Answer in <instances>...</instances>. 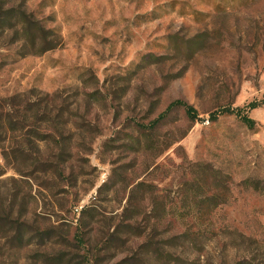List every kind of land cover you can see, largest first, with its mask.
Returning a JSON list of instances; mask_svg holds the SVG:
<instances>
[{"label": "rangeland", "instance_id": "rangeland-1", "mask_svg": "<svg viewBox=\"0 0 264 264\" xmlns=\"http://www.w3.org/2000/svg\"><path fill=\"white\" fill-rule=\"evenodd\" d=\"M8 9L48 41L0 26V264H264V0Z\"/></svg>", "mask_w": 264, "mask_h": 264}, {"label": "trees", "instance_id": "trees-1", "mask_svg": "<svg viewBox=\"0 0 264 264\" xmlns=\"http://www.w3.org/2000/svg\"><path fill=\"white\" fill-rule=\"evenodd\" d=\"M16 18H20L17 21V24L13 22ZM8 25L11 27H17L18 28L17 31H20L23 33V38L26 40H31L33 45H36V42H38V39H41L40 43H42V45L47 44L48 33L43 32L45 36L44 38H40L37 35V32L39 31L41 32V29H38L40 28L39 25L36 24V22L32 21L30 15L24 10L22 12H19V11L17 12V11H14V9H8L5 14L0 15V26L2 28H6L8 27ZM56 42H58V38H56L55 40H52L49 45L43 48L42 51H47V50L55 48L57 46ZM177 106L185 107L186 113L191 120H194L197 118L198 112L192 105H190L189 103L185 101L177 100L173 102L167 108V110L159 116L157 121H159L161 118H164L169 112H171ZM258 106L259 104L257 102H252L249 104L250 109H255ZM222 113L235 114L245 125H247L250 128H254L256 125L255 120L249 116L248 112L244 108L238 107L234 109H226L222 111Z\"/></svg>", "mask_w": 264, "mask_h": 264}]
</instances>
